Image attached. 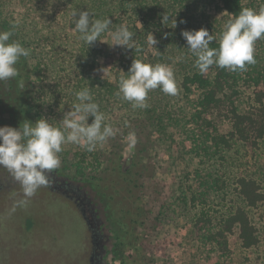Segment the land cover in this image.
<instances>
[{
	"label": "rangeland",
	"instance_id": "rangeland-1",
	"mask_svg": "<svg viewBox=\"0 0 264 264\" xmlns=\"http://www.w3.org/2000/svg\"><path fill=\"white\" fill-rule=\"evenodd\" d=\"M170 1V14L160 12L156 16L166 14L168 21L163 24L162 18H157L151 24H140L133 59H128V49L126 53V49L107 44L112 43L110 32L103 39L105 43L100 42L105 54L97 59L91 74L106 81L115 93L121 76L126 77L134 59L152 65L164 64L174 71L177 95H166L159 88L151 90L149 107L140 111L119 108L115 95L105 92L106 100L100 111L105 115V123L111 124L117 134L100 145L95 155L92 152V156L85 159V174L78 172L77 163L82 161L83 148L77 144L62 146L61 164L70 175L79 177L76 179L96 183L109 173L119 156L133 154L141 171L143 191L147 194L141 203H147L148 220L155 219L154 229L140 233L144 246L141 264H223L216 246L203 240V232L196 227L195 219L199 212L206 211L216 227L229 215L234 204L246 207L257 228L259 243L245 248L232 237L229 264H264V201L257 207H247L235 190L236 179L245 175L256 178L264 191V138L257 148L238 141L222 155L213 153L207 144L194 145L188 128L190 107L182 88L183 77L197 68L194 67L196 58L188 50L181 32L207 29L204 13L222 17L219 30L223 29L227 17L213 0ZM244 3L255 8L253 0H244ZM22 24L24 22L19 24L18 36L13 35L12 39L30 49L25 60L32 122H35L39 119L36 116L39 105L42 109L43 103L52 99L46 94H50L46 89L51 83L37 50L25 41ZM218 33L220 35V31ZM151 35L158 41L155 46L148 42ZM55 51L67 56L63 45ZM254 57L256 63L246 68L258 67L257 62L264 66V39L256 41ZM252 90V86L241 87L243 105L249 101ZM198 94L196 90L193 97ZM59 109L53 110L56 121L61 119ZM130 133L135 134V145H130L127 139ZM22 199L21 190L0 196V264H80L88 232L75 209L68 204L57 205L58 202L50 200L44 192H36L25 205L20 204Z\"/></svg>",
	"mask_w": 264,
	"mask_h": 264
},
{
	"label": "trees",
	"instance_id": "trees-1",
	"mask_svg": "<svg viewBox=\"0 0 264 264\" xmlns=\"http://www.w3.org/2000/svg\"><path fill=\"white\" fill-rule=\"evenodd\" d=\"M213 1L223 15H226L227 21L238 16L241 9L250 8L244 0ZM253 1L256 3L255 8L250 9L259 11L264 6V0ZM170 4V0H0V23L8 31H12L16 38L20 32L19 24L24 22L21 29L26 33L25 41L37 50L40 64L43 63L51 83L46 89L50 94H46L48 99H52L44 102L42 109L41 104L39 105V110H36L37 118H47L50 123L59 126V120L56 121L53 116L54 108L60 107L58 114L62 119L63 113L78 102L75 92L85 87L89 88L93 101L98 103L100 109L106 100L105 92L115 95L119 108L133 109L129 102L116 94L118 87L114 93L106 81L91 74L97 59L105 51L100 46V41L88 48L79 39V33L74 30L71 15L73 11L87 10L92 20L109 18L112 21L110 31L102 34V40L123 24L134 34L135 43L139 39L137 31H140V24L148 25L157 18H162H156L160 12L170 14ZM203 17L207 20L206 30L218 40V31L221 33L223 30H219L223 24L222 17L205 13ZM62 45L67 48V56L58 55L55 51ZM210 47H218V43L212 42ZM128 50L126 53L128 51L127 56L131 60L137 50L136 47ZM257 65L258 67L246 68L243 73L212 65L207 72L201 73L197 69L183 77L182 88L190 107L188 128L194 145L207 144L213 153L219 155L238 141L249 148L259 146L264 138V66L258 62ZM243 85L253 88L246 105L241 100ZM196 90H199V94L194 98ZM92 119L89 117L88 123ZM93 152L95 155V151ZM81 155L82 161H78L77 168L80 174H85V159L92 156V152L83 149ZM235 190L247 207H257L264 201L262 186L252 176H239ZM195 225L203 232V240L216 246L223 264H229L232 237L245 248L259 243L257 228L244 205L234 204L229 215L216 227L212 225V217L206 211H201L195 219Z\"/></svg>",
	"mask_w": 264,
	"mask_h": 264
},
{
	"label": "clouds",
	"instance_id": "clouds-1",
	"mask_svg": "<svg viewBox=\"0 0 264 264\" xmlns=\"http://www.w3.org/2000/svg\"><path fill=\"white\" fill-rule=\"evenodd\" d=\"M71 15L74 30L88 48L97 41L105 43L101 36L110 31L112 21L109 18L92 20L87 10L73 11ZM168 20L169 16L165 14L162 23ZM175 27L177 23L174 20ZM133 35L122 24L111 31L112 43H106L110 47L133 49ZM181 35L186 40L188 50L196 58L194 67L201 73L207 72L212 65L233 72L244 71L247 65L256 63L255 43L264 39V6L259 11L241 9L238 16L225 23L218 40L204 28L184 30ZM12 36V31H0V82L17 77L18 61L30 55V49L11 40ZM148 42L153 46L158 43L153 35L149 36ZM212 42L218 43V47H210ZM157 88L166 95H177L173 69L168 65H152L134 59L126 77L121 76L116 94L129 102L133 109H145L149 107L146 102L148 93ZM74 95L78 102L63 113L59 126L41 117L35 122L25 120L18 128L0 127V168L6 170L19 185L24 197L20 201L21 205L27 204L41 187L50 186L51 173L61 164L59 153L63 145L77 144L93 152L98 145L102 146L117 134L111 124L105 123V115L98 103L93 101L88 87ZM89 117L93 118L91 123H88ZM127 139L130 145H135L134 133H130Z\"/></svg>",
	"mask_w": 264,
	"mask_h": 264
},
{
	"label": "flooded vegetation",
	"instance_id": "flooded-vegetation-1",
	"mask_svg": "<svg viewBox=\"0 0 264 264\" xmlns=\"http://www.w3.org/2000/svg\"><path fill=\"white\" fill-rule=\"evenodd\" d=\"M0 31H5L1 23ZM16 67L19 73L17 77L0 82V127L18 128L25 120L32 122L25 57H21ZM128 165L129 169H126ZM137 166L138 161L132 153L119 156L109 173L87 188L86 185L74 183L77 176L70 175L60 164L51 173L50 186L38 189L37 192H44L51 197L50 200L58 202L57 205H70L81 218L88 232V240L83 247L80 264L143 262L140 259L144 249L140 233L154 229L155 219L148 220L147 203H141L147 194L143 191L144 183ZM20 190L7 171L0 168V196ZM85 201L91 206L93 230L80 210Z\"/></svg>",
	"mask_w": 264,
	"mask_h": 264
},
{
	"label": "water",
	"instance_id": "water-1",
	"mask_svg": "<svg viewBox=\"0 0 264 264\" xmlns=\"http://www.w3.org/2000/svg\"><path fill=\"white\" fill-rule=\"evenodd\" d=\"M77 180V181H76ZM73 182L76 184H79V185H86L87 188L90 187L91 184H93V182L91 180H78V179H74ZM80 206V205H79ZM91 206L88 204V202H84L82 207L80 208L85 220L87 221L89 227L91 230H93V226H94V223H93V220L90 216V212L92 211Z\"/></svg>",
	"mask_w": 264,
	"mask_h": 264
}]
</instances>
